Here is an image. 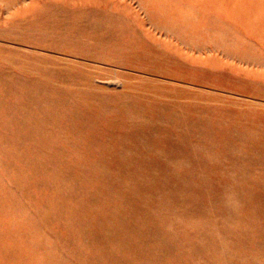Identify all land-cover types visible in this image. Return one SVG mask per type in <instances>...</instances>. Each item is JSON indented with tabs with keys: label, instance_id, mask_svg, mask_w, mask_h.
Listing matches in <instances>:
<instances>
[{
	"label": "bare ground",
	"instance_id": "1",
	"mask_svg": "<svg viewBox=\"0 0 264 264\" xmlns=\"http://www.w3.org/2000/svg\"><path fill=\"white\" fill-rule=\"evenodd\" d=\"M34 1L0 0V36L165 68L121 1H50L22 18ZM155 1L138 3L146 11ZM189 19L183 26L201 27L217 51L264 63L216 21ZM14 52L0 54V264H264V103L215 97L213 106L204 90L130 78L109 79L121 88L111 90L86 63ZM199 150L215 163L199 165Z\"/></svg>",
	"mask_w": 264,
	"mask_h": 264
},
{
	"label": "rangeland",
	"instance_id": "2",
	"mask_svg": "<svg viewBox=\"0 0 264 264\" xmlns=\"http://www.w3.org/2000/svg\"><path fill=\"white\" fill-rule=\"evenodd\" d=\"M50 1L57 4L64 2L67 5L74 6L89 3V0H35L32 4H28L26 8L19 9L18 13L22 18L30 16L33 11L41 8ZM113 1L114 0H100L102 4L109 5V7H111ZM118 1L122 3L118 4L116 7L125 13L128 12L131 15V20H134L135 25H138V28L147 34L149 40H152L158 54L153 58L157 63H161L162 66L165 67L162 69L163 71H156L155 69L143 68L141 66L130 67L117 65L105 60L86 59L74 54H64L23 41H16L15 39H10L3 35L0 36V44L2 46V48H0V54L6 51L8 52L10 47L13 53H16L14 52L15 49L25 54L27 52L37 51L38 53L60 57L67 61L75 60L86 63L89 65L88 67H90L91 73L102 77L95 80V83L107 86L111 90H118L121 88L119 85L106 83L109 79L124 82L127 78H130L135 82L141 83L143 87L149 88H153L152 86L157 84L167 87L175 85L189 90H204L208 92V94L212 93L209 95L210 99L207 102L213 106H217L216 101L212 100L215 97L226 98V101H223L226 103L230 101L231 103H244L248 101L264 103L263 62L254 63L245 60L240 61V58H235L233 54H230L232 55V57H230L222 52L221 49H219L221 52L219 50L217 51V48L212 45V42H209L211 37L206 34V31L201 30V27L191 23L192 25L186 28L182 24L183 22L185 23L186 19H189V17H193L198 23L200 21H216V27L218 29H226V32L241 37L245 41L243 47L249 50L250 55H255V57L260 60V57H264V0H159L157 2L155 1L150 6L148 5L146 11L141 8L138 0ZM96 4L99 5V3ZM232 14L236 16L233 19L229 16ZM149 16H151V18H149ZM237 20L241 23L243 21L248 24V26L253 27V30L256 29L257 31H261L263 38L260 39L259 37L253 36L251 30H249L250 34L247 33L246 28H244L242 24H238ZM5 24L8 23L4 19V16H1L0 26ZM161 25H166L169 28L170 26H175L176 29L184 31L186 36L190 38H181L180 35L165 30L163 32V29L159 27ZM207 42H209L208 45L212 46L205 48L197 45V43L205 44ZM166 52L168 56L165 58L164 56L162 57ZM24 56L25 55H23V57ZM177 60H183V65L178 64ZM39 62L41 61L39 60ZM159 68L161 69V67ZM192 72H194V74ZM152 95H154V93ZM169 101H171V99H169ZM243 107L246 106L244 105ZM200 114L207 116L212 115V113L203 110H201ZM192 154L199 156V165H201L200 162L203 161L205 157L211 158L208 155L201 156L200 150ZM212 160L215 163V160ZM186 161L188 162V155ZM189 171V169H186L183 173H188L186 175L188 176ZM213 188L218 189L217 186ZM213 194L214 192H211L210 196H213ZM211 198L213 199V197ZM201 200L193 202L198 212L202 209L200 207ZM174 204L181 207L175 202ZM206 204L210 206L207 202ZM182 207H185V205ZM210 207H212V205ZM209 215L211 217L212 227L216 228L217 224L214 222L217 217L216 211L212 210ZM0 220L2 219L0 218ZM8 221H10V218L7 217L6 223ZM86 239L88 240L89 238Z\"/></svg>",
	"mask_w": 264,
	"mask_h": 264
}]
</instances>
